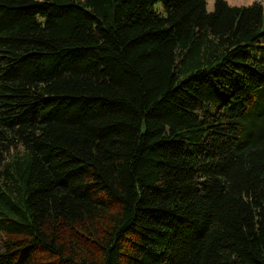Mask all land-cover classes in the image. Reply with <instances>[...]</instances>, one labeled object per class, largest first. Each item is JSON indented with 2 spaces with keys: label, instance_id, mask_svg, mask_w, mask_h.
I'll use <instances>...</instances> for the list:
<instances>
[{
  "label": "trees",
  "instance_id": "1",
  "mask_svg": "<svg viewBox=\"0 0 264 264\" xmlns=\"http://www.w3.org/2000/svg\"><path fill=\"white\" fill-rule=\"evenodd\" d=\"M0 264H264V1L0 0Z\"/></svg>",
  "mask_w": 264,
  "mask_h": 264
},
{
  "label": "rangeland",
  "instance_id": "2",
  "mask_svg": "<svg viewBox=\"0 0 264 264\" xmlns=\"http://www.w3.org/2000/svg\"><path fill=\"white\" fill-rule=\"evenodd\" d=\"M230 4H237V5H248L254 1H264V0H227ZM215 0H208V9L212 10L214 7Z\"/></svg>",
  "mask_w": 264,
  "mask_h": 264
}]
</instances>
